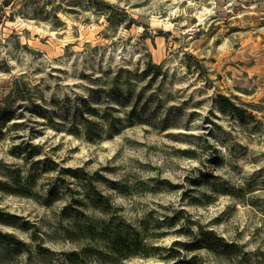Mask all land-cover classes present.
Returning a JSON list of instances; mask_svg holds the SVG:
<instances>
[{"label":"rangeland","instance_id":"obj_1","mask_svg":"<svg viewBox=\"0 0 264 264\" xmlns=\"http://www.w3.org/2000/svg\"><path fill=\"white\" fill-rule=\"evenodd\" d=\"M100 223L116 264H264V0H0V264Z\"/></svg>","mask_w":264,"mask_h":264},{"label":"trees","instance_id":"obj_2","mask_svg":"<svg viewBox=\"0 0 264 264\" xmlns=\"http://www.w3.org/2000/svg\"><path fill=\"white\" fill-rule=\"evenodd\" d=\"M220 106L224 110H233L235 105L231 100L223 95H219ZM89 233L91 238L98 236L97 243L99 240L102 241L101 245H86L81 250H73L66 253V259L61 264H116L111 258V254L118 253L122 249H128L127 237L124 235L122 230L117 227H108L107 224L100 223L97 226L89 227ZM206 248L218 253V244L215 241H206ZM100 246L108 248V254L103 255ZM93 259V260H91ZM186 259H180V261H173L171 264H186Z\"/></svg>","mask_w":264,"mask_h":264}]
</instances>
